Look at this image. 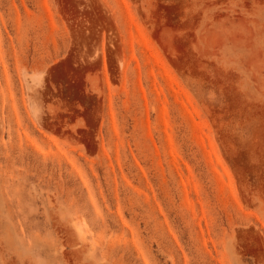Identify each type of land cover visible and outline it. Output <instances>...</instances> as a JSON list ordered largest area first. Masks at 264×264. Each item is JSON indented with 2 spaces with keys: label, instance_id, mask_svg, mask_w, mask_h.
Segmentation results:
<instances>
[{
  "label": "rangeland",
  "instance_id": "1",
  "mask_svg": "<svg viewBox=\"0 0 264 264\" xmlns=\"http://www.w3.org/2000/svg\"><path fill=\"white\" fill-rule=\"evenodd\" d=\"M0 264H264V0H0Z\"/></svg>",
  "mask_w": 264,
  "mask_h": 264
}]
</instances>
